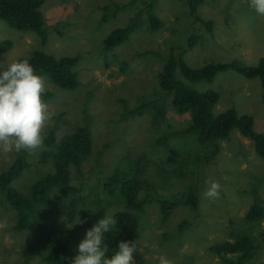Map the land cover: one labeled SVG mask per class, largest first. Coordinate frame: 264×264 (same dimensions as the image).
<instances>
[{
	"label": "rangeland",
	"instance_id": "obj_1",
	"mask_svg": "<svg viewBox=\"0 0 264 264\" xmlns=\"http://www.w3.org/2000/svg\"><path fill=\"white\" fill-rule=\"evenodd\" d=\"M112 4H129V7L99 25L103 15L101 7ZM150 4L162 23L155 32L148 30L145 23L146 5ZM40 11L43 28L48 29L45 45H41L33 33L19 32L0 22V42L11 43L10 49L0 54V62L4 61L7 65L33 51L55 59L79 57L75 68L79 83L76 89H57L47 77L42 76L45 93L51 94L48 100L42 99L48 104L49 111L54 113V126L45 128L43 135L52 129L54 139L59 141L75 128L86 125L87 120L91 122L89 128L93 143L86 161L79 167L85 178V203L91 201L93 195H100L98 189H103L102 181L115 170L124 172L125 166L142 159L148 162L140 177L144 184L137 196L145 203L137 213L138 230L133 240L137 241V245L132 254L134 264H158L161 255L171 260L172 264H224L208 247L223 241L231 242L228 237L230 232L250 236L264 231V159L254 154L249 140L233 130L228 141L218 142L213 158H206L205 152L193 155L198 158L193 163L199 164V167L204 165L197 176L191 175L194 169L191 156L196 145L192 135L168 136L166 144L154 147L157 138L170 132L178 133L186 127L188 115H176L166 101L165 121L154 126L148 114L125 118L122 104L118 102V98L122 99L126 108L131 110L144 99H139L141 95L158 90L156 73L161 65L146 52L165 53L170 45L176 50L182 49L190 33L200 37L199 40L196 36L198 42L202 41L201 46L196 43L184 56V62L191 69L206 63L232 60L254 66L264 59V16L249 6V0H204L197 7V15L203 21L211 22L209 31L191 19L183 0H43ZM136 15L140 20L138 29L115 49L118 61L108 69L104 68L99 59L102 38L113 29L124 27ZM53 28L59 32L58 35L52 31ZM119 61L127 64L124 72L119 70ZM182 82L197 92L210 90L216 93L213 114L233 108L238 114L251 116L253 130L264 133V106L260 100L258 79H245L227 70L216 74L211 83H191L183 79ZM45 151L42 145L34 153L26 152L32 173L25 171L13 183L16 189L25 191L34 180L35 170L40 171L36 177L50 170L48 166H34L38 156ZM185 152H188L187 157L180 168V156ZM16 154L0 152V171L10 166ZM149 162L158 163L163 171L160 173ZM172 168L175 173H171ZM178 174H183L185 179L178 180ZM162 177L166 178L164 185ZM213 180L221 185L219 198H202L208 187L206 182ZM71 184L75 190L80 188V181H75V177H72ZM146 185L153 190L151 196H146L150 195L143 189ZM189 185L196 192L197 210L192 212L177 206L162 221L158 205L152 197L180 194ZM254 201L263 208V218L257 223L244 220ZM81 205L77 204L79 208ZM115 209L110 206L104 216L110 217ZM90 210L94 212L97 209L92 206ZM3 220L7 221V227L0 228V264H21L19 247L25 243L26 236L13 230L14 212L0 206V221ZM181 221H185L186 226L179 229ZM65 228L75 245L86 233L77 222L66 223ZM73 251L78 254L77 248ZM30 264H41V261L31 260ZM240 264H264V249L258 250L255 258Z\"/></svg>",
	"mask_w": 264,
	"mask_h": 264
},
{
	"label": "trees",
	"instance_id": "obj_2",
	"mask_svg": "<svg viewBox=\"0 0 264 264\" xmlns=\"http://www.w3.org/2000/svg\"><path fill=\"white\" fill-rule=\"evenodd\" d=\"M202 2L204 0H183L191 19L202 24L209 31L211 22L203 21L197 15V7ZM42 3L43 0H0V22L16 31L33 33L40 40L41 45H45L48 29L43 28V16L40 11ZM127 7L129 4H112L101 7L103 15L98 24L115 18L119 11ZM145 23L151 32L157 31L162 25L153 11L152 4L146 5ZM139 24V16L136 15L124 27L115 28L102 38L99 59L104 68L108 69L118 61L115 49L129 39L130 35L138 29ZM52 31L56 29L53 28ZM56 33L59 34L58 31ZM196 36L198 35L188 34L185 45L181 46L182 49L176 50L170 45L165 53L146 52L161 65L156 73L159 89L150 90L146 95H141L139 99L143 97L144 99L131 110H128L125 102L118 98V102L122 104L124 117L135 118L148 114L153 119L152 125L155 126L158 122L163 123L166 115V101L176 115L187 114L186 127L178 133L170 132L166 136L157 138L154 141V147L166 144L168 136L192 135L196 145L191 156L194 166L193 172H190L191 175L197 176L204 165L202 162L203 165L199 167V164L193 163L198 161V158L193 155L205 152L206 158H213L218 150V142L228 141L233 130H236L242 138L249 140L254 154L264 159V133L253 130L251 116L238 114L233 108L213 114L212 109L217 101L216 93L210 90L197 92L182 82V79L191 83L210 82L215 73L230 70L245 79H258L261 88L260 100L264 106V59H260L254 66L244 65L239 60H232L225 63H206L199 68L191 69L184 62V56L194 48L196 43L202 45V41L198 42ZM10 47L9 41L0 42V54L6 53ZM24 59L30 62L37 75L47 77L57 89L71 91L79 85L75 71L78 56H63L55 59L40 51H33L16 61ZM126 68L127 64L119 61V70L124 72ZM50 95L46 92L43 97L48 100ZM85 124L75 128L72 133L59 141L54 139L52 129L45 134L43 146L46 151L38 156L34 166L36 168L48 166L50 170L42 173L40 177H36L40 171L35 170L33 175L36 178L34 177L25 191H20L13 186V183L25 171L32 173L29 170L28 154L25 151L16 154L10 166L0 171V206L14 212L13 230L26 236L25 243H21L19 247L21 264H30L31 260H39L41 264H70L73 249L77 248V245L70 238L65 224H74L81 220L83 223H78L81 229L85 226L92 227L98 219L105 218V210L110 206L116 208L111 212L110 217L114 218L117 223L104 234V244L109 249L108 254L111 255L118 250L117 245L121 240L133 241L137 235V215L145 203L144 199L137 196L144 184L140 177L148 162L142 159L133 165L125 166L124 172H119V169L115 170L102 181L103 189H98L101 197L95 194L91 201L85 203L86 194L83 188L85 178L79 167L86 161L93 143L89 128L91 122L87 120ZM187 153H182L180 156V168ZM149 163L157 167L160 173L163 171L158 163ZM171 173H175V169L172 168ZM72 177H75V181H80L78 190H75L71 184ZM162 179L164 185L166 178L164 181ZM177 179L183 180L185 177L183 174H178ZM189 186L180 194L152 197L158 205L162 221L168 218L169 213L176 206L186 207L192 212L197 210L196 192L191 185ZM143 189L150 193L146 196H151L153 190L150 185H146ZM77 204L82 205L79 208ZM92 206H95L97 210L91 211ZM262 218L263 208L259 202L254 201L246 211L244 220L257 223ZM185 226V221H181L178 225L179 229ZM228 237L231 242L223 241L209 247V251L224 264H240V262L255 258L256 252L264 249V231H257L250 236L230 232Z\"/></svg>",
	"mask_w": 264,
	"mask_h": 264
},
{
	"label": "clouds",
	"instance_id": "obj_3",
	"mask_svg": "<svg viewBox=\"0 0 264 264\" xmlns=\"http://www.w3.org/2000/svg\"><path fill=\"white\" fill-rule=\"evenodd\" d=\"M249 6L264 16V0H249ZM218 73L221 72L215 73L213 78ZM45 91L44 78L36 74L27 59L7 65L4 61L0 62V152L11 154L25 151L31 154L42 147L44 129L54 126V113L49 111L48 104L42 99ZM206 183L208 187L202 193V198L218 199L220 183L215 180ZM78 223L82 224L83 221L79 220ZM116 223L114 218L105 217L98 219L92 227L85 226L90 229L82 228L86 233L77 245L78 254L73 252L70 264H134L132 254L137 241H121L117 245L118 250L108 254L104 234ZM6 227L7 221H0V228ZM158 264H172V261L161 255Z\"/></svg>",
	"mask_w": 264,
	"mask_h": 264
}]
</instances>
